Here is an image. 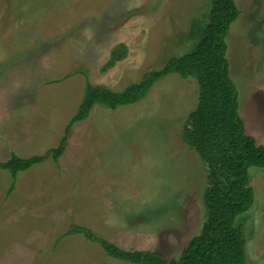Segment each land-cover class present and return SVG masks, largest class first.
<instances>
[{"label": "rangeland", "instance_id": "rangeland-1", "mask_svg": "<svg viewBox=\"0 0 264 264\" xmlns=\"http://www.w3.org/2000/svg\"><path fill=\"white\" fill-rule=\"evenodd\" d=\"M235 2L226 57L246 131L264 144V0ZM209 11L210 0H0V161L57 148L87 82L123 91L191 52ZM197 103L196 79L171 73L134 104H96L63 154L20 171L12 190L0 169V264H130L72 224L177 259L205 219L207 174L182 139ZM249 175L245 264H264V168Z\"/></svg>", "mask_w": 264, "mask_h": 264}, {"label": "trees", "instance_id": "trees-1", "mask_svg": "<svg viewBox=\"0 0 264 264\" xmlns=\"http://www.w3.org/2000/svg\"><path fill=\"white\" fill-rule=\"evenodd\" d=\"M239 17L235 0H210L209 22L192 39L200 37L195 48L170 59L159 70L145 73L138 83L116 91L105 85L87 82L77 113L65 129L57 148L43 155L21 157L14 153L0 161L13 179L20 171L46 160L57 159L66 147L72 125L89 116L96 104L116 109L144 98L159 80L171 73L193 77L198 83V103L184 122L182 139L199 156L207 178L203 190L205 219L177 259L151 250L123 249L99 237L91 229L72 224L70 233H81L97 242L105 253L130 264H245V214L254 203L249 168H264V144L247 133L239 112L238 90L229 71L226 38L231 24ZM125 48V47H124ZM114 52L110 63L123 58L122 50ZM126 49L124 50V52Z\"/></svg>", "mask_w": 264, "mask_h": 264}]
</instances>
